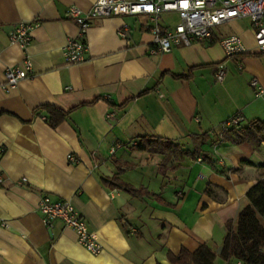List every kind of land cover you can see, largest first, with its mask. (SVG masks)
I'll return each mask as SVG.
<instances>
[{
	"label": "crops",
	"instance_id": "0c3cea01",
	"mask_svg": "<svg viewBox=\"0 0 264 264\" xmlns=\"http://www.w3.org/2000/svg\"><path fill=\"white\" fill-rule=\"evenodd\" d=\"M96 1L0 0V264H169L167 252L201 245L216 251L247 191L264 178V139H222L223 124L237 114L243 121L235 129L264 123V94L256 96L257 86L264 89V56L229 60L219 44L236 34L252 48L251 22L214 28L212 46L151 55L147 17L99 18L82 38L84 62L68 65L63 47L78 27L67 9L87 13ZM23 22L33 27L22 48L9 35ZM177 22L174 13L161 17L165 27ZM122 26L127 40L118 36ZM26 58L29 77L2 89L5 69L22 67ZM220 66L221 83L214 76ZM43 107L68 114L52 128ZM143 139L180 151L135 150ZM196 149L201 154L192 156ZM114 177L148 196L105 183ZM44 196L73 204L96 234L98 254L62 222L43 223L37 207Z\"/></svg>",
	"mask_w": 264,
	"mask_h": 264
},
{
	"label": "built area",
	"instance_id": "2783aa9c",
	"mask_svg": "<svg viewBox=\"0 0 264 264\" xmlns=\"http://www.w3.org/2000/svg\"><path fill=\"white\" fill-rule=\"evenodd\" d=\"M174 13L178 22L173 27L161 25L163 14ZM129 15H141L149 19L147 27L152 36V45L149 49L151 55L168 53L172 47L188 46L193 43L209 45L213 40V30L216 27L229 24L240 19H249L253 32L254 46L247 48L240 36L232 34L224 37L219 44L226 58L244 54L255 53L264 56V0H97L91 10L84 13L76 6H69L66 16L73 20L78 27L77 38L69 39L63 47L62 55L68 65H78L84 62V55L88 46L83 37L86 36L93 20ZM33 24L20 23L10 33L9 40L20 47L31 43V30ZM118 36L127 40L128 28L122 26ZM32 62L26 58L22 67H7L4 71V84L2 89L15 88L20 82L29 77ZM242 64L238 70H242ZM216 82L221 83L225 77V68L220 66L215 72ZM253 87L257 81L251 82ZM264 94L262 87H256V96ZM109 118H115L111 114ZM243 117L237 114L228 119L222 126L224 132L229 131L242 123ZM119 147V146H118ZM118 147L110 149L113 154ZM70 161L75 159L70 156ZM46 226L60 221L65 228L71 229L81 244L92 254H98L101 247L95 233L89 231L85 220L67 200L53 201L44 196L37 207ZM235 264H243L235 262Z\"/></svg>",
	"mask_w": 264,
	"mask_h": 264
},
{
	"label": "trees",
	"instance_id": "16d2710c",
	"mask_svg": "<svg viewBox=\"0 0 264 264\" xmlns=\"http://www.w3.org/2000/svg\"><path fill=\"white\" fill-rule=\"evenodd\" d=\"M214 44L212 41L209 46ZM41 110L48 114V123L52 128L60 125L68 114L54 107H43ZM205 136L201 138L200 144L205 143ZM222 139L229 140L236 145L244 143L257 145L260 140L264 139V123L256 121L243 129L233 128L224 132ZM133 148L137 151L148 152L180 151L179 147L171 142L146 139L141 140ZM197 154H201L198 149L191 153L192 156ZM105 183L135 197L148 196V193L124 184L116 177ZM261 218H264V178L258 180L247 191L246 204L234 221L226 223V235L222 245L216 251L206 245H201L194 252L185 249L177 255L167 252L166 259L169 264H216L218 259L227 264H235L238 261L243 264H264V224L261 223Z\"/></svg>",
	"mask_w": 264,
	"mask_h": 264
},
{
	"label": "rangeland",
	"instance_id": "374dc122",
	"mask_svg": "<svg viewBox=\"0 0 264 264\" xmlns=\"http://www.w3.org/2000/svg\"><path fill=\"white\" fill-rule=\"evenodd\" d=\"M249 24H250V20L249 19H245V20L240 21V25L243 28H250ZM259 59H261V61L264 62V59H262L261 57H259ZM229 60H231V59L229 58ZM234 69L236 71V66H234ZM236 73H238V72H236ZM241 127H242L241 129L245 128L246 127V122L243 123Z\"/></svg>",
	"mask_w": 264,
	"mask_h": 264
}]
</instances>
